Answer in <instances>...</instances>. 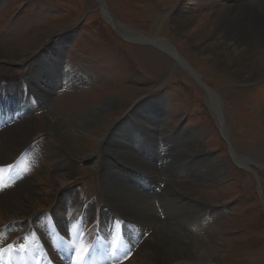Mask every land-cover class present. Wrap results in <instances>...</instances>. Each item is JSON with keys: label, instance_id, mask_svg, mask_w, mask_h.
Segmentation results:
<instances>
[{"label": "rangeland", "instance_id": "1", "mask_svg": "<svg viewBox=\"0 0 264 264\" xmlns=\"http://www.w3.org/2000/svg\"><path fill=\"white\" fill-rule=\"evenodd\" d=\"M148 1L0 0V49L9 48L18 53L17 58L12 57L15 60L13 64L0 59V76L16 81L31 77L32 84L37 80L32 78L34 66L36 68L41 62L50 66L47 59L52 60L54 66L51 64L50 67L59 71L60 75L62 72L66 73L65 76L62 75L65 81H56L50 80L56 77L50 72L48 83L44 81V88L50 85L52 91L45 95L46 105L40 106L60 120L65 131L53 137L49 133L41 134L40 138H45L42 141L44 147L57 150L60 155H70L74 161L72 166L67 164L63 175L56 176L50 172L47 178L69 180L63 188L75 184L69 195L70 199L68 198L69 202L72 201L71 204L83 201V196L90 190L95 195L91 202H95L97 198L106 207L102 212L99 211L105 221L108 220L106 216L113 213V217L129 219L131 224L144 231L160 227L153 234L156 239L151 240L149 236L148 240L144 239L146 242L139 248V258L134 264H264V114L258 111L252 101L254 85L249 88L247 84H241L230 77L225 70L219 69L220 65L217 63L214 65L200 58L191 38L177 33L172 23L166 22L167 17L163 18L158 14L155 4ZM251 2L258 3L257 0ZM159 22H163L160 31L151 35L149 31ZM122 30L133 35L125 32V36ZM140 34L141 39L135 37ZM6 56L0 54V57L7 58ZM42 70L46 71L44 68ZM73 78L77 84L73 88L87 90L75 91L71 95H68L70 92H63L61 88H69V81ZM32 86L40 87L39 84ZM33 92L40 90L35 88L30 93L36 100ZM109 101L112 103L108 104ZM41 112L37 114L40 115ZM29 119L28 117L26 121ZM120 119L121 122L117 123ZM132 119L147 132L144 123L152 124L156 129L151 140L146 138L145 148L139 150L145 151V154L138 152L137 145L129 136L127 139L121 138L123 143L134 147L136 156L145 163L152 164L154 172L150 173L153 174L123 163L106 150L109 149L106 148L109 137L104 139L107 132L111 130V135L115 127H120V131L127 129L131 132ZM26 121L24 122L27 124ZM15 125L16 122L8 126ZM3 132L0 133V141L5 137ZM178 134H185V139H189H184L185 142L183 140L180 143L182 146L176 144L174 151L168 149L164 154L160 152L165 160H161L164 162L163 166L158 158L148 157L153 152L158 157V143L167 138L171 146L173 135ZM99 146L103 159L107 154L125 167L138 171V180L124 181L112 171L113 163L105 160L118 183H137L138 187L130 185L129 189L140 193L146 200L148 211L154 214L151 219H140L134 211L131 216L127 211H120L123 209L112 199L108 174L97 178L100 173H96L95 169L91 170L93 164L99 163L101 158L96 161L87 155H91ZM188 148L207 155V158L192 155V163H197L194 170L191 164L182 161L186 155L184 149L188 151ZM48 151L43 150V159H49ZM76 152H79L78 155ZM168 154L171 156L167 157ZM166 158L169 159L168 163ZM240 159L246 160L247 165L241 163ZM208 165L211 169H207ZM204 167L205 171H211L210 179H202L200 172H196ZM159 169L167 174L157 178ZM180 170L183 180L190 181L189 185L182 186L174 180L173 173ZM30 174L10 182L16 187L21 179L30 178ZM79 182L83 184L78 185ZM163 182L166 183L165 189L164 184L160 185ZM185 186L192 188L204 202L197 208L198 219L188 228L186 219V223L184 220L173 222L171 214L169 226L164 222L163 225L159 224L156 210L161 207V210L164 208L172 212L173 207L168 203L174 195L186 196L180 190ZM103 189L106 192L99 193ZM156 189H162L161 195L154 194ZM55 192L56 186L46 193L48 198L43 200L44 206L39 209L46 210L49 204L54 203L52 200L55 197L51 195ZM155 197L157 200H154ZM87 203H81L79 210L75 209L73 213H79L86 207H94ZM28 206L29 204L26 208ZM62 210L65 209L59 207V216L65 219ZM55 213L57 214L56 211ZM52 214L54 215L53 212ZM26 220L21 219V222ZM69 222L74 223V220ZM77 223L84 225L83 219L77 220ZM19 229L24 230V226ZM67 229L69 232L70 228ZM75 230V240L65 243V264H72L76 251L80 246L83 249L86 246L85 240H79L80 229ZM91 233L92 229L88 231V235ZM167 234L184 238L192 246L187 248L186 244L178 240L175 244L179 248L167 249ZM126 236L128 241L134 239L131 227L127 229ZM65 237L68 235H64V240ZM44 240L53 249L56 258L60 259V250H64V244L59 245L51 238ZM5 241L2 242L3 245ZM195 246L199 251L192 248ZM183 248L185 252L182 253L173 251ZM95 257L96 254L93 256L91 252L88 261L93 262ZM30 259H33L32 255H29V261ZM112 260H115L113 256ZM101 262L107 264L104 263V257Z\"/></svg>", "mask_w": 264, "mask_h": 264}, {"label": "bare ground", "instance_id": "2", "mask_svg": "<svg viewBox=\"0 0 264 264\" xmlns=\"http://www.w3.org/2000/svg\"><path fill=\"white\" fill-rule=\"evenodd\" d=\"M150 1H152L155 4V7H157L156 11L158 10V14H160L163 18L167 17L166 22L172 23L177 33H179L183 37L184 36L187 37L188 39L191 38L190 41L192 42L194 48L196 49V52L199 54V56H201L200 58H202L208 63L209 62L213 64L217 63L218 65H220L218 66L219 69L225 70V72H227V74H229L230 77L231 76L234 77L237 81H240L241 84H245V85L247 84L249 88H251L254 85V89L252 92V95L254 97L252 98V101L255 102L254 104H256L258 111H262L264 114V91H262L264 89V0H257L258 1L257 4H253V2H251L252 0H150ZM147 2L149 1L147 0ZM208 5H211V7H209ZM163 18L161 21H163ZM162 25L163 22H159L158 25L153 26L149 31L151 35H155L156 33H158ZM122 32L124 33V35L125 32L132 34L131 32H128L126 30L125 31L122 30ZM135 37L141 39L142 35L140 34V36H135ZM140 42H145V41H140ZM6 49L9 50L10 52L6 51ZM3 51L6 53H3ZM0 54L7 55L6 56L7 58L0 57V59L6 61L5 63L13 64L15 63V60L12 57L15 56L17 58L18 53L16 54V52H12V49L10 50L9 48H2V50L0 49ZM24 60H27V58H25ZM213 64L211 65L213 66ZM55 65L57 66L56 63ZM43 68L46 70L45 72L44 70H42ZM50 72L55 74L56 77L50 78ZM32 75H33L32 78H36L37 80L31 84L30 83L31 77H30V80L28 81L29 93H31L35 88L40 90V92L37 93L33 92L36 95L37 102L39 103V107H37V104L34 107H31L30 98H28L27 101L22 98L23 86L19 87L15 84H10L8 82L7 84L4 85L5 80L0 78V94H3L4 97H7L10 100V102L15 105L14 109L17 108L18 110L23 112L24 110H27L28 111L27 115L30 114L29 121H26L27 118L21 120V117L18 114H17V118L15 119L16 121L13 120L14 119L13 117H11L10 119L13 121L11 120L10 121L13 123L16 122L17 125L8 126L7 123L0 130V133L3 132L4 130H8L3 132V134H5V137H2L1 138L2 141H0V165L8 164L9 162L11 163L14 159H16L18 153L21 152L25 147L29 146L31 143L35 141L40 140L41 134L49 133V135L53 137L56 136L58 133L65 131L62 122L60 120L58 121V119L52 116L50 112L47 113L48 111L47 108H46L47 111L43 110L45 108H40V106L46 105L45 95H47L50 91H52L50 85L44 88V84H45L44 81L46 80V83H48L47 82L48 78H50V80H56V81H58V79L62 80L63 76L60 75L59 71L57 70L55 71L52 67L47 66L46 63L44 62H41L36 68L34 66V71ZM33 84H39L40 87H34L32 86ZM55 87L56 85L54 86V88ZM111 103H112L111 101L108 102V104ZM257 108L254 107V109ZM38 111H42L40 115L35 113ZM24 121H26L27 124ZM1 125L2 123H0V126ZM144 126L148 130V132L144 129L142 125L139 126L143 132V134H140V137L144 138L142 140V143H144L143 148H145L146 138L148 137L151 140V138H153L151 137L152 133L156 130L152 124L144 123ZM119 128L120 127H117L115 130L113 129L111 135L108 134V132H110L111 130L108 131L107 134L105 135L104 139H107L109 137L108 140H106L107 143L106 148L107 147L109 148L106 149L107 152L109 151L110 154H113L123 163L130 164L136 169L142 170L146 173L154 172V170H152L153 169L152 164L151 165L147 164L143 161V159L141 160L139 156H136V152L134 151L135 149L133 146H128L125 142L124 143L122 142L121 138L127 139L129 136V138L131 139L133 137L130 136V132L127 129H123L120 131ZM173 136L174 139H172L170 142V144H172L171 146H169V140L167 138H165L162 141V143H158L159 145L158 147H160V151L158 152V157L156 154H154V152L151 153L149 156L148 155L147 156L149 158H151L152 156L154 158H158L163 166L164 162L162 163L161 161L163 159L161 153L164 154V152L166 150L168 151V149L170 151H174V149H176V144L182 146L180 143L183 142V140L185 139V134H178ZM187 139L189 138H186L185 140ZM189 141L191 142V140ZM138 144H140V142H138ZM103 145L105 146V144ZM43 150H49L47 152V157L49 158L48 160L43 159ZM137 150L138 152H140V154L141 153L145 154V151H139L138 148ZM184 151H186V155L182 161L184 163L186 162L188 164H191L193 170L196 168L197 163L196 161L192 163V160H194V158H192V155L193 156L195 155L197 158L200 157L207 158L206 154L200 151H198L200 153H197V150L193 148L189 149L188 151L187 149H184ZM76 153L78 155L79 152ZM38 154L40 155V157L39 156L37 157L39 159L35 161H31L32 159H30V161L24 160L22 162V165L25 166V168L29 169V174L31 171L30 178L21 179L18 182V185H16V187L14 186L15 188L11 186L13 182L11 184L6 183L5 181L6 179H3L0 175V227H1L0 236L2 237L4 234L6 236L8 235V239H6V241L4 240L5 241L4 248H8L10 245L15 243L19 244L22 235L16 237V235L14 234L16 229L14 228L19 229L20 226L21 227L24 226V230H27L29 226V222L33 221L35 217L40 215H41L40 217L45 216L44 212L52 211L54 215L51 212V214L53 215L51 216V218H53V220L56 222V224L60 226V228L62 227V230L60 229L61 231H58L57 229L53 227H49L46 224L47 227H45L44 229L45 233H43L41 239L45 247H48L47 243L44 240L45 238H51L53 239V241H56V243L59 245L64 244V250H60L62 252V256L60 257V259L56 258V254L51 247L48 248L51 252L50 257L53 264L56 263L65 264V259H64L65 257L64 253L66 251L65 243L69 242L68 240L71 241L75 240L74 236L77 233L75 229L78 228L81 230L87 227L91 221V218L94 216V213L96 214L97 211H101V210L103 211L106 207L105 205H103L101 201H97L94 203L95 208L93 207L91 209L86 207L84 208V210L81 209V215H79L78 213H73V210L75 209L79 210V206L81 204L79 205L77 203L71 204L70 202L72 201L69 202L70 198L68 199L66 197L64 193L65 188L63 187L66 185V183L69 180H65L63 178H60L59 180H55V179H48L47 177L50 174V172L55 173L56 176L63 175L66 172L67 164L72 166L74 160L70 155H66L64 153H61L62 155H60L57 150H50L49 148H45V147H42L41 151ZM53 155L56 156L52 160H50ZM87 156H89V158L95 159L96 161L101 158L99 163L93 164L91 170L95 169L96 173L98 171H101L102 173L100 174V178H102L103 175L106 176L108 174L107 179L108 182H110L109 185H111V193H113L112 199L119 205L121 209H123L120 211L122 212L127 211V214L130 216L133 215L132 211H134L135 213L138 214L140 219L142 218L151 219L153 217L154 214H150V210L148 211L147 209L146 200L140 195V193L133 192L129 189L131 185L129 182L132 181L133 179L138 180L139 178V173L135 168L125 167L124 165L119 163L116 159L107 158L113 163L112 171L117 173L120 179L124 181H129L126 182V184H129L126 187L125 186L126 184L122 183L123 185H121L120 183H118L115 179L116 177L112 175V173H110L111 172L109 168L110 166L107 167L105 164L106 159L105 158L103 159L101 157L100 146L99 148L93 150L91 155H87ZM169 156L171 155L168 154L167 157ZM80 157L81 156H79V158ZM239 161H241V163H244L245 166L247 165L246 160L240 159ZM166 162L167 163L169 162L168 158H166ZM100 167L101 169H99ZM206 167L207 169H211L210 165ZM204 169L205 167L200 169V171H196V172H200L199 175L203 177L202 179H210L211 171L210 172L205 171ZM190 170L192 171V169ZM160 171L156 173L157 178L167 174V172L165 174L163 170L161 173ZM181 172L182 171L180 170L178 172L173 173L174 180L177 183L181 184L182 186L189 185L190 181H184L182 175L183 173L181 174ZM204 172L207 174L205 175ZM54 186H56V192L58 191L57 194L55 192L54 194L51 195L55 197V199L53 198L52 200L54 203L49 204L46 210L39 209L44 206L43 200L48 198V195L46 193L52 188H54ZM180 190L182 191L181 193L186 196L183 197H178L175 195L173 196V199L170 200L168 203L169 206L172 205L173 211L169 212L168 209L163 208L166 217L165 219H167V221L170 222L171 221L170 215L172 214V216L174 217V218L172 217L173 222H178L182 220H184L185 222L186 219L187 227L189 226L188 228H191L192 225L194 224L193 222H195L198 219L197 208L203 205L204 202L199 195H196L194 193L192 188L185 186ZM102 192H106L105 189L101 190L99 193ZM61 200L62 202H60ZM188 202H192V203L188 204ZM28 204L29 206L28 208H26V205ZM66 205L68 206V210L65 209ZM50 206L51 208L53 207L52 210ZM59 207L61 209L63 208L65 209L62 210L63 213L65 214V219L59 216ZM55 211L57 212V214L55 213ZM155 213L159 224L163 225V222H160L159 215L157 214V212ZM25 218L27 220L25 222H21V219H25ZM66 219L67 222H65ZM80 219H83V224H84L83 226H80L81 224L79 225L77 223V220ZM70 220L71 221L74 220V223L69 222ZM124 221L127 224L126 233H127V229L131 227V232L133 234L134 239L128 241L129 248L120 249L117 251V255L114 256L115 260L119 258V255L120 257H122L124 256V254L132 250L135 244L139 242L141 236L149 230L148 229L147 231H144L143 228L135 227L134 224H131V221L129 219H126ZM48 222L49 221L47 219L46 223ZM67 225H69L70 228L69 232L68 229L65 228ZM153 227L155 226L153 225ZM155 229L160 230V227H157ZM89 230L90 229L88 228L86 231L87 235ZM48 231H53V233L49 235L47 233ZM65 234L68 235V237H65L64 240L63 238ZM154 239H156V237L154 235L151 236V240ZM178 240L182 242V244L184 245L186 244L187 248L192 246L191 245L192 243L188 242V240L184 238L175 237L173 234H167V238L165 240L167 249L172 250V248H179L178 247L179 245L175 244V242ZM185 241H187V243ZM88 242L89 241L85 240L86 246H88ZM145 242L142 243V245L137 248V251L132 256V258L128 262H125L126 264L135 263V261L139 258L138 250L140 247H142L145 244ZM66 246H68V244H66ZM27 248L31 250L33 247L27 246ZM192 248L199 251V248L197 246ZM34 249L38 253L37 248ZM173 251L182 253L185 252V248L181 250L173 249ZM86 260H88V258ZM115 260H112V256L110 255L107 249L106 254L104 256V263L112 262ZM80 261H83V258L81 256V251L79 249L78 251H76L75 256L72 258L71 262L72 264H81ZM29 263L46 264L45 260L41 257L40 254H38V263L34 261V259L33 261L30 260ZM182 263H187V262H177L175 264H182ZM210 264H219V263L211 262Z\"/></svg>", "mask_w": 264, "mask_h": 264}]
</instances>
